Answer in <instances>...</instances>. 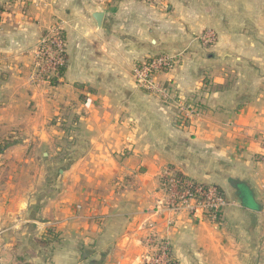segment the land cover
<instances>
[{"label":"crops","instance_id":"0c3cea01","mask_svg":"<svg viewBox=\"0 0 264 264\" xmlns=\"http://www.w3.org/2000/svg\"><path fill=\"white\" fill-rule=\"evenodd\" d=\"M56 26L64 71L35 82ZM161 53L166 99L133 77ZM170 170L230 204L160 212ZM151 221L179 264H264V0H0V264H142Z\"/></svg>","mask_w":264,"mask_h":264},{"label":"built area","instance_id":"2783aa9c","mask_svg":"<svg viewBox=\"0 0 264 264\" xmlns=\"http://www.w3.org/2000/svg\"><path fill=\"white\" fill-rule=\"evenodd\" d=\"M204 45L215 41L212 31H206L198 37ZM67 41L56 26L45 33L39 45L34 50L33 80L50 81L52 76H58V70L66 63ZM176 63L175 55L161 53L142 59L133 69L134 82L137 88L157 94L163 99L170 98L168 85L159 79L160 73L172 69ZM191 110V107L189 108ZM187 113L193 114V112ZM166 190L160 202L162 209L175 213L187 210L192 214L208 213L217 219L222 211L230 204L224 193L215 185L200 183L177 171L170 170L165 175ZM146 251L142 264H179L172 259V243L170 239L157 234L153 221L145 227L143 238Z\"/></svg>","mask_w":264,"mask_h":264},{"label":"rangeland","instance_id":"374dc122","mask_svg":"<svg viewBox=\"0 0 264 264\" xmlns=\"http://www.w3.org/2000/svg\"><path fill=\"white\" fill-rule=\"evenodd\" d=\"M61 33H62V35H64V37L66 38V36H65V34L63 33V30H62V28H61ZM34 67V66H33ZM62 67V66H61ZM57 80L58 79V77L57 76H52L51 78H50V81H47V82H51V81H53V80ZM35 82H42V81H39V80H37V81H35ZM58 83V82H57ZM71 116H72V114H71ZM67 128H69V129H72V126H71V123H70V121L69 122H67ZM71 132H72V130H71ZM63 142L60 144L61 146H63L64 148L65 147H68L69 146V148L70 149H72L73 148V146L75 145V143L74 144H71L72 142V140H69V139H66L65 138V140L63 139L62 140ZM75 147V146H74ZM38 157H39V159L40 158H42V154H41V151H40V153L38 154ZM53 237L54 238H56L57 237V234H56V231H53Z\"/></svg>","mask_w":264,"mask_h":264},{"label":"water","instance_id":"95a60500","mask_svg":"<svg viewBox=\"0 0 264 264\" xmlns=\"http://www.w3.org/2000/svg\"><path fill=\"white\" fill-rule=\"evenodd\" d=\"M95 19L97 20L98 24H101L103 19V12H97L95 13Z\"/></svg>","mask_w":264,"mask_h":264},{"label":"trees","instance_id":"16d2710c","mask_svg":"<svg viewBox=\"0 0 264 264\" xmlns=\"http://www.w3.org/2000/svg\"><path fill=\"white\" fill-rule=\"evenodd\" d=\"M64 67H65V64L62 67L59 68L58 74H62L63 73ZM57 82H58V79L57 80L55 79V80L51 81V83H57ZM177 175H182V174L177 172Z\"/></svg>","mask_w":264,"mask_h":264}]
</instances>
